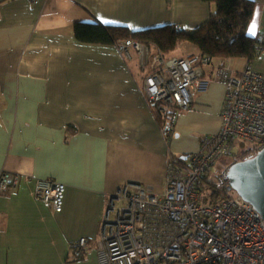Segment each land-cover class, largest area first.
<instances>
[{
    "label": "crops",
    "instance_id": "crops-1",
    "mask_svg": "<svg viewBox=\"0 0 264 264\" xmlns=\"http://www.w3.org/2000/svg\"><path fill=\"white\" fill-rule=\"evenodd\" d=\"M2 1L0 176L20 180L0 192V264H97L111 195L128 182L161 194L171 154L188 157L219 132L226 95L221 83L209 84L190 111L175 112V134L165 137L135 58L79 42L73 26L96 19L133 31L180 25L192 32L213 7L200 0ZM253 1L249 32L264 36V0ZM231 63L236 71L248 64ZM251 67L264 74V53ZM38 179L66 185L61 213L35 200ZM83 237L87 251L78 259L73 245Z\"/></svg>",
    "mask_w": 264,
    "mask_h": 264
},
{
    "label": "built area",
    "instance_id": "built-area-1",
    "mask_svg": "<svg viewBox=\"0 0 264 264\" xmlns=\"http://www.w3.org/2000/svg\"><path fill=\"white\" fill-rule=\"evenodd\" d=\"M116 49L143 70L144 92L161 117L165 137L175 134L173 112L190 111L209 84L221 83L226 100L219 132L182 161L170 156L161 194L128 182L111 195L96 243L97 264H264V220L232 187L231 165L218 172L220 203L203 202L198 191L219 161L234 157L242 143H252L255 154L264 149V74L251 64L236 71L230 58L169 56L131 40ZM19 180L20 175L4 171L0 192ZM66 193L60 182L35 180V200L56 214L64 209ZM87 245L85 237L74 243V256L82 259Z\"/></svg>",
    "mask_w": 264,
    "mask_h": 264
},
{
    "label": "trees",
    "instance_id": "trees-1",
    "mask_svg": "<svg viewBox=\"0 0 264 264\" xmlns=\"http://www.w3.org/2000/svg\"><path fill=\"white\" fill-rule=\"evenodd\" d=\"M200 1L210 4L213 12L200 28L192 32L183 28L177 31V25L133 31L126 26L103 24L95 19L92 22H76L73 26L74 36L83 44L110 47H117L129 40L136 41L148 47H155L169 56L179 48L191 45L194 53L200 56H209L213 60L243 59L248 64H252L264 53V36L249 32L257 10L255 1ZM238 153L234 156L233 163L255 155L251 148ZM179 159L184 160L182 157ZM227 165L229 163L225 166ZM225 166L223 165V168ZM223 168L217 171L214 169L198 189L202 194L203 202L220 203L223 200L224 196L218 179V172Z\"/></svg>",
    "mask_w": 264,
    "mask_h": 264
},
{
    "label": "water",
    "instance_id": "water-1",
    "mask_svg": "<svg viewBox=\"0 0 264 264\" xmlns=\"http://www.w3.org/2000/svg\"><path fill=\"white\" fill-rule=\"evenodd\" d=\"M228 176L232 187L264 220V149L251 158L233 163Z\"/></svg>",
    "mask_w": 264,
    "mask_h": 264
},
{
    "label": "rangeland",
    "instance_id": "rangeland-1",
    "mask_svg": "<svg viewBox=\"0 0 264 264\" xmlns=\"http://www.w3.org/2000/svg\"><path fill=\"white\" fill-rule=\"evenodd\" d=\"M194 52V48L191 46V45H186L184 47H181L179 48L174 54L173 56L175 57H183V56H186L190 53ZM136 63V62H135ZM252 146V143L250 142H244L242 143L241 146H238L239 148H241V151H239V149H236V153L239 151L238 154L250 149ZM233 160H234V157H231L229 159H222L219 161V163L217 164V166L215 167V171L219 170V168H223V165L225 166L227 163H229V165H232L233 164Z\"/></svg>",
    "mask_w": 264,
    "mask_h": 264
},
{
    "label": "snow or ice",
    "instance_id": "snow-or-ice-1",
    "mask_svg": "<svg viewBox=\"0 0 264 264\" xmlns=\"http://www.w3.org/2000/svg\"><path fill=\"white\" fill-rule=\"evenodd\" d=\"M254 31V30H253Z\"/></svg>",
    "mask_w": 264,
    "mask_h": 264
}]
</instances>
